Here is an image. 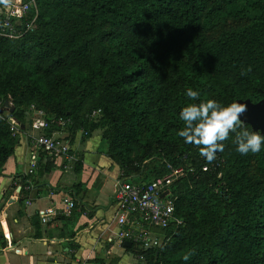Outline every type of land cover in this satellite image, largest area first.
<instances>
[{
	"label": "trees",
	"instance_id": "obj_1",
	"mask_svg": "<svg viewBox=\"0 0 264 264\" xmlns=\"http://www.w3.org/2000/svg\"><path fill=\"white\" fill-rule=\"evenodd\" d=\"M35 2L0 35V174L32 106L71 134L105 130L121 178L186 173L169 188L183 224L160 249L125 248L139 264H264V132L236 119L264 101V0ZM229 20L246 23L212 36Z\"/></svg>",
	"mask_w": 264,
	"mask_h": 264
},
{
	"label": "crops",
	"instance_id": "obj_2",
	"mask_svg": "<svg viewBox=\"0 0 264 264\" xmlns=\"http://www.w3.org/2000/svg\"><path fill=\"white\" fill-rule=\"evenodd\" d=\"M23 130L0 174V264H132L114 235V194L122 172L107 156L99 130L90 137L81 130H53L71 139V160L50 159L32 145L31 135L44 132L32 130L29 115ZM33 157L38 167L26 178ZM24 178L33 188L21 193ZM65 199L75 202L72 216L65 215ZM50 212L43 224L41 214Z\"/></svg>",
	"mask_w": 264,
	"mask_h": 264
},
{
	"label": "built area",
	"instance_id": "obj_3",
	"mask_svg": "<svg viewBox=\"0 0 264 264\" xmlns=\"http://www.w3.org/2000/svg\"><path fill=\"white\" fill-rule=\"evenodd\" d=\"M36 8L35 0H0V35L8 38L17 37L16 29L12 20H18ZM100 112H94L92 118ZM31 128L33 131L44 132L41 135H31L32 145L41 153H45L50 159H73L74 152L72 141L69 136H62L53 130H67L73 126L70 119H63L57 115H48L42 110L32 106L28 112ZM15 135H20V128L14 127ZM48 131V134L45 132ZM38 167L37 160L33 157L29 164L26 175H34ZM207 168H204L206 171ZM186 175L183 168H175L167 164V174L154 179L149 184H134L131 181L121 179L114 194L115 217L114 221L117 231L114 233L116 242L124 249L126 242L139 245L144 250H155L164 247L169 239L166 235L159 233L170 228H177L183 224V220L176 215V199L169 188L180 178ZM19 188H21L19 186ZM30 181H26L25 190L32 189ZM168 192L167 195L165 193ZM66 205L65 215L70 216L75 209V202L64 200ZM30 202H27L29 205ZM50 213H42V223L47 224ZM143 261V257H137ZM83 264V263H78Z\"/></svg>",
	"mask_w": 264,
	"mask_h": 264
},
{
	"label": "water",
	"instance_id": "obj_4",
	"mask_svg": "<svg viewBox=\"0 0 264 264\" xmlns=\"http://www.w3.org/2000/svg\"><path fill=\"white\" fill-rule=\"evenodd\" d=\"M9 104L6 103V106ZM2 113V111H0ZM236 119L242 123H249L255 130L264 132V101L252 103L251 101L238 102L236 104ZM215 154H219V149L215 148L206 154L209 160H213ZM168 192L165 193L167 195ZM131 242H126V249L132 248Z\"/></svg>",
	"mask_w": 264,
	"mask_h": 264
},
{
	"label": "rangeland",
	"instance_id": "obj_5",
	"mask_svg": "<svg viewBox=\"0 0 264 264\" xmlns=\"http://www.w3.org/2000/svg\"><path fill=\"white\" fill-rule=\"evenodd\" d=\"M246 23L245 20H229L227 21L225 24L221 25L217 31L212 34V36H216L219 32L223 31V30H226V29H232V28H238V27H241L243 26L244 24ZM12 105H9V107H11ZM14 123V127H17V124L15 122ZM104 131L105 130H99V134H100V137L102 138L103 140V134H104ZM77 133L79 134L80 132L76 131V135ZM85 137H89V135L85 136ZM107 145V144H106ZM108 151V150H107ZM108 152H106L107 154ZM132 156L135 158L134 159V162L130 165L129 167V171L131 172H134L136 170V168L139 166V162H138V154H137V150L135 149ZM76 160V164L80 162V158L79 159H75ZM122 172V171H121ZM129 261H131L132 264H135L136 263V260L137 259L134 254H129ZM138 260V259H137ZM139 264V263H138Z\"/></svg>",
	"mask_w": 264,
	"mask_h": 264
}]
</instances>
